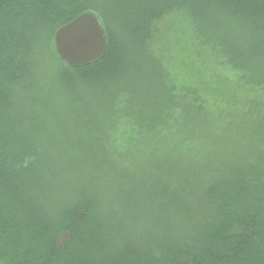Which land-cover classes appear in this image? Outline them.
Here are the masks:
<instances>
[{
	"label": "trees",
	"instance_id": "1",
	"mask_svg": "<svg viewBox=\"0 0 264 264\" xmlns=\"http://www.w3.org/2000/svg\"><path fill=\"white\" fill-rule=\"evenodd\" d=\"M0 264H264V0H0Z\"/></svg>",
	"mask_w": 264,
	"mask_h": 264
},
{
	"label": "water",
	"instance_id": "2",
	"mask_svg": "<svg viewBox=\"0 0 264 264\" xmlns=\"http://www.w3.org/2000/svg\"><path fill=\"white\" fill-rule=\"evenodd\" d=\"M54 45L62 60L80 67L100 60L108 51L109 38L102 18L89 10L58 28Z\"/></svg>",
	"mask_w": 264,
	"mask_h": 264
}]
</instances>
